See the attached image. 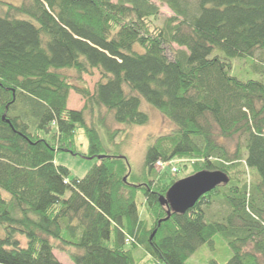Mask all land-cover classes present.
Returning <instances> with one entry per match:
<instances>
[{"label":"trees","instance_id":"1","mask_svg":"<svg viewBox=\"0 0 264 264\" xmlns=\"http://www.w3.org/2000/svg\"><path fill=\"white\" fill-rule=\"evenodd\" d=\"M261 51L264 0H0V264H195L217 236L232 255L208 264H264V78L234 65L263 75ZM142 99L174 128L136 174L101 130L149 124ZM78 128L98 161L71 179L55 157L81 153ZM178 165L229 181L169 214Z\"/></svg>","mask_w":264,"mask_h":264},{"label":"rangeland","instance_id":"2","mask_svg":"<svg viewBox=\"0 0 264 264\" xmlns=\"http://www.w3.org/2000/svg\"><path fill=\"white\" fill-rule=\"evenodd\" d=\"M14 4H21L23 0H3ZM172 15V12L167 6H163L162 14L159 23L162 24L163 21ZM178 48V46H176ZM136 50H142V48L137 45ZM260 68L263 69V75L255 73L250 67V62L235 61L234 65L236 69H242V74L253 75V77L264 78V51L258 52L253 60ZM245 65V67L243 66ZM235 73H238L234 70ZM74 74V73H71ZM75 75V74H74ZM101 75L98 71H95L93 76L83 75V79L91 88L94 89L95 84L100 79ZM84 106V99L78 95L76 92L72 91L68 107L74 110H80ZM142 110L147 112L150 116V123L147 125H134L127 126L124 124L118 125V128L125 129L121 132L117 139L116 144H110L107 141V137L101 130L102 140L105 144L106 149L111 153H120L128 156L133 172L140 174L144 168L146 153L148 146L150 144L151 137H156L161 134L170 132L174 128V124L171 120L167 119L162 115V113L145 99H142ZM87 122L92 123L93 119L88 114ZM78 149L80 154H73L68 151H61L56 154L55 162L58 165L66 166L70 171V178L75 177L83 178L97 163V158H91L88 154L89 152V141L84 133L83 128H78ZM230 147L234 150L236 141L231 142ZM119 151H118V150ZM176 164V162H174ZM179 172L175 175V178H185L190 173V169L184 168L183 165H178ZM139 208L144 211V200L139 199ZM217 209V207H215ZM215 245L211 247L209 244H205L201 247L191 258V261L195 264H208L210 259H216L221 263L226 262L232 255V250L228 243L217 236L215 239ZM56 256L63 264H74L65 253L55 251Z\"/></svg>","mask_w":264,"mask_h":264},{"label":"water","instance_id":"3","mask_svg":"<svg viewBox=\"0 0 264 264\" xmlns=\"http://www.w3.org/2000/svg\"><path fill=\"white\" fill-rule=\"evenodd\" d=\"M228 181V175L221 171H199L176 181L163 197V201L170 206L169 214L171 211L184 213L192 208L201 196Z\"/></svg>","mask_w":264,"mask_h":264},{"label":"built area","instance_id":"4","mask_svg":"<svg viewBox=\"0 0 264 264\" xmlns=\"http://www.w3.org/2000/svg\"><path fill=\"white\" fill-rule=\"evenodd\" d=\"M169 164H171V163L158 162V164H157V168H158V169H165ZM172 171H173V172H177V171H178L177 167L174 166V167L172 168Z\"/></svg>","mask_w":264,"mask_h":264}]
</instances>
